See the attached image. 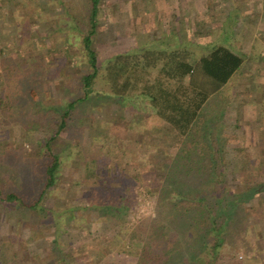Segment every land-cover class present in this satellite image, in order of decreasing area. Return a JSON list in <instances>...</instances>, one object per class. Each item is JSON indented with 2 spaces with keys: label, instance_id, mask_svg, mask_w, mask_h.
<instances>
[{
  "label": "rangeland",
  "instance_id": "374dc122",
  "mask_svg": "<svg viewBox=\"0 0 264 264\" xmlns=\"http://www.w3.org/2000/svg\"><path fill=\"white\" fill-rule=\"evenodd\" d=\"M31 1L0 0V83L6 81L8 71L22 81L17 82L21 87L25 80L17 75L40 64L44 69L42 94L38 97L41 105L60 108L80 96L76 79L90 70L80 56L79 41L73 40L68 32L71 22L64 17L62 8L55 1ZM99 6L100 25L92 42L99 67L114 54L131 50L148 38V43L154 46L166 40L193 44V51L199 55L203 54L201 42H218L242 54L244 65L229 85L225 114L220 121L214 114L216 122L208 130L224 141L227 161L224 183L233 192L240 190L244 179L262 186L261 210H257L256 199L242 205L247 216L251 211L250 217L256 221L251 238L248 237L249 249L245 253L246 244L236 239L238 251L232 252L233 255L223 251L216 264H264V0H100ZM57 29L60 32L56 42L46 40ZM17 89L24 97V89ZM127 102L123 106L110 101L93 109L88 105L82 106L83 110L77 109L79 121L56 141V149L61 150L62 175L68 180H64L60 195L46 202L49 206L65 205L67 201L86 205V200L96 199L95 193L88 191L93 180L92 176H86L85 164L96 166L102 173L106 169L125 173L128 161L130 166L145 164L146 169L158 165L157 171L166 173L174 144L166 147L169 143L161 139L155 123L146 116L147 111L135 109ZM22 115L15 117L22 120ZM41 127V123L31 122L22 130L16 118L0 124L3 198L10 191L29 199L38 195L34 169L42 160L36 150L42 139L49 136ZM92 136L98 139L93 140ZM124 152L130 155L127 161L121 158ZM146 176L142 181L149 185L151 176ZM155 190L134 187V204L120 222L100 221L94 212L83 213L80 221L86 229L72 226V234L79 235L87 248V252L78 255L79 264H135L134 258L125 255L113 253L103 258L96 254L102 246L116 248L121 241H127L120 237L117 223H125L139 234L143 232L145 224L155 217ZM258 211L262 214L259 218ZM11 216L18 218L17 212ZM11 216L0 215L1 235L8 242L0 250V264H52L44 238L49 226L39 227V218L34 217L25 223L22 234L17 232L15 236ZM235 237L238 235L230 232L229 242Z\"/></svg>",
  "mask_w": 264,
  "mask_h": 264
},
{
  "label": "trees",
  "instance_id": "16d2710c",
  "mask_svg": "<svg viewBox=\"0 0 264 264\" xmlns=\"http://www.w3.org/2000/svg\"><path fill=\"white\" fill-rule=\"evenodd\" d=\"M49 1H55L70 20L68 32L73 40L79 41L80 56L90 72L76 79L80 96L60 108L41 105L38 97L42 94L44 69L40 64L17 75L25 80L21 87L17 82L22 81L8 71L6 81L3 77L4 83H0V124L16 118L23 130L31 122L41 123L49 135L36 150L42 160L34 169L38 195L29 199L10 191L3 198L0 191V215L9 218L13 212L18 214V218H10L13 235L17 236V232L21 235L25 223L37 217L39 227L49 226L44 238L51 263L79 264L78 255L87 252V248L79 235L72 234V226L86 229L81 215L94 212L100 221L120 222L134 204L133 188L143 187L157 191L155 217L149 219L140 234L125 223L115 224L121 236L117 235L127 241H121L116 248L100 247L96 254L99 257L115 253L134 258L135 264H216L223 251L229 255L238 251L236 239L246 244V253L256 221L250 217L251 211L247 216L242 205L256 199L257 210H261L263 187L244 179L240 190L233 192L224 183L227 170L224 141L208 130L216 122L214 114L218 121L225 114L229 85L244 65L242 54L217 43L199 46L203 50L199 55L193 51V44L166 40L160 45L116 53L99 67L92 42L100 25V0ZM77 1L83 2L77 5ZM57 32L60 29L46 40L56 42ZM17 88L24 89V97ZM110 101L119 106L128 101L135 109L147 111L146 116L155 123L161 139L169 143L166 147L174 144L166 173L157 171V163L155 168L147 169L145 164L130 166L127 161L130 155L124 152L121 158L128 163L125 173L107 169L102 173L96 166L85 164L86 176H92L93 180L88 191L95 193V200H86V205L67 201L65 205L49 206L46 202L57 198L64 180H68L62 175L57 139L79 121L78 108L83 110L82 106L88 105L93 109ZM19 113H24L22 120L15 117ZM91 138L97 140L98 136ZM145 174L151 176L149 185L142 181ZM258 212L259 218L262 214ZM230 232L238 235L231 242ZM7 243L1 235L0 221V250Z\"/></svg>",
  "mask_w": 264,
  "mask_h": 264
},
{
  "label": "crops",
  "instance_id": "0c3cea01",
  "mask_svg": "<svg viewBox=\"0 0 264 264\" xmlns=\"http://www.w3.org/2000/svg\"><path fill=\"white\" fill-rule=\"evenodd\" d=\"M218 41H219V39H218ZM148 42H150V39H149V38H148L147 40H145V41H141L138 45H139L140 47L145 46V45H149L150 43H148ZM201 43H202V44H201V47H202V46L205 47L206 45H214V44H215V43H213V42H210V43L201 42ZM217 43H218V42H217ZM139 46H137V45L135 44L134 46H132L131 50H132V49H138ZM120 52H123V50L120 51ZM234 52H236V53H240V52H238V51H234ZM242 68H243V67H242Z\"/></svg>",
  "mask_w": 264,
  "mask_h": 264
}]
</instances>
